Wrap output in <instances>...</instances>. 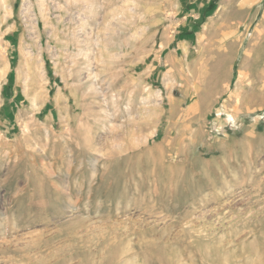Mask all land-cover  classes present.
<instances>
[{"label":"rangeland","instance_id":"374dc122","mask_svg":"<svg viewBox=\"0 0 264 264\" xmlns=\"http://www.w3.org/2000/svg\"><path fill=\"white\" fill-rule=\"evenodd\" d=\"M0 264H264V0H0Z\"/></svg>","mask_w":264,"mask_h":264},{"label":"bare ground","instance_id":"6f19581e","mask_svg":"<svg viewBox=\"0 0 264 264\" xmlns=\"http://www.w3.org/2000/svg\"><path fill=\"white\" fill-rule=\"evenodd\" d=\"M25 5V4H24ZM72 6V5H71ZM25 9V8H24ZM29 10V7H26V11ZM30 13V12H29ZM26 16H27V13H26ZM31 20V19H30ZM28 21V20H27Z\"/></svg>","mask_w":264,"mask_h":264}]
</instances>
